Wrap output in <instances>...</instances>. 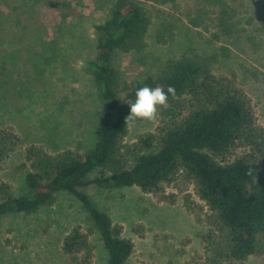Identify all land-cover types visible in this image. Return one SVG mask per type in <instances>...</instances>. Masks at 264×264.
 <instances>
[{"label":"rangeland","instance_id":"1","mask_svg":"<svg viewBox=\"0 0 264 264\" xmlns=\"http://www.w3.org/2000/svg\"><path fill=\"white\" fill-rule=\"evenodd\" d=\"M114 0H0V130L19 141L0 160V183L16 194L26 190V151L37 146L49 154L85 153L98 139L102 109L89 71L96 58V26L108 16ZM234 14L235 30L214 40L210 32L188 24L180 12L157 6L138 52L116 51L113 64L122 79L141 80L169 58L207 57L211 73L227 78L250 101L258 127L264 131V0H225ZM155 121H131L122 150L140 137L155 133ZM239 147L229 157L247 156ZM89 173L88 180L101 174ZM113 223L122 237L132 240L126 264H210L207 248L210 213L195 194L193 184L178 178L164 194L145 193L136 186H81ZM200 205V206H197ZM191 210H190V209ZM197 218H200L198 220ZM89 234V260L79 264H107L108 251L81 202L58 192L53 204L35 213L0 216V264H74L62 250L72 228ZM220 264H264V256Z\"/></svg>","mask_w":264,"mask_h":264},{"label":"trees","instance_id":"2","mask_svg":"<svg viewBox=\"0 0 264 264\" xmlns=\"http://www.w3.org/2000/svg\"><path fill=\"white\" fill-rule=\"evenodd\" d=\"M157 6L180 12L188 24L210 32L214 40L235 30L234 14L225 0H114L108 16L97 25L96 58L89 63L101 101L98 139L85 153L49 154L37 146L26 151V190L16 194L0 183V216L35 213L51 205L58 192H68L82 204L108 251L107 264H126L134 243L122 237V226L99 209L80 187L136 186L145 193L164 194L178 178L193 184L195 194L210 213L207 248L211 263L242 261L264 256V131L258 127L246 94L227 78L211 73V61L198 55L167 59L156 72L141 80L122 79L113 64L116 51L138 52ZM142 86L175 89L168 107L161 109L155 133L122 150L131 123L127 100ZM19 138L0 130V160ZM239 147L243 157L229 160ZM96 169L101 174L88 180ZM200 206V205H197ZM190 209V208H189ZM191 210V209H190ZM201 221L200 218H197ZM62 250L74 264L81 255L87 262L92 247L89 234L72 228Z\"/></svg>","mask_w":264,"mask_h":264},{"label":"clouds","instance_id":"3","mask_svg":"<svg viewBox=\"0 0 264 264\" xmlns=\"http://www.w3.org/2000/svg\"><path fill=\"white\" fill-rule=\"evenodd\" d=\"M175 95V89L168 86L161 87L142 86L135 90L134 97L127 100L129 114L127 120L155 121L158 112L168 107L169 96Z\"/></svg>","mask_w":264,"mask_h":264}]
</instances>
